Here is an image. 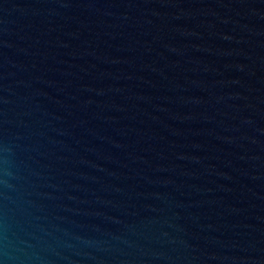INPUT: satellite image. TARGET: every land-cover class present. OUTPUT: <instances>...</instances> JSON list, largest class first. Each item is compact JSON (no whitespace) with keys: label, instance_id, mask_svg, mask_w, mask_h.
Returning <instances> with one entry per match:
<instances>
[{"label":"water","instance_id":"1","mask_svg":"<svg viewBox=\"0 0 264 264\" xmlns=\"http://www.w3.org/2000/svg\"><path fill=\"white\" fill-rule=\"evenodd\" d=\"M0 264H264V0H0Z\"/></svg>","mask_w":264,"mask_h":264}]
</instances>
